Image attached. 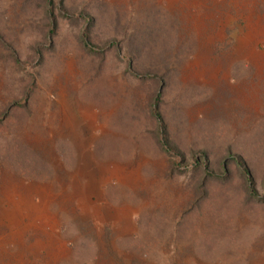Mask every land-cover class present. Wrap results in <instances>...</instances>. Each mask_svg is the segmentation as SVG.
<instances>
[{"label":"rangeland","instance_id":"rangeland-1","mask_svg":"<svg viewBox=\"0 0 264 264\" xmlns=\"http://www.w3.org/2000/svg\"><path fill=\"white\" fill-rule=\"evenodd\" d=\"M52 2L0 0V264H264V0Z\"/></svg>","mask_w":264,"mask_h":264},{"label":"trees","instance_id":"trees-1","mask_svg":"<svg viewBox=\"0 0 264 264\" xmlns=\"http://www.w3.org/2000/svg\"><path fill=\"white\" fill-rule=\"evenodd\" d=\"M44 2H45V15H46L45 18L48 20L49 28L51 29L49 34L51 35L53 33L52 31H54L52 27L54 26V23L56 21L57 14L62 15V13H65L67 15V13L64 12L62 6L60 7L59 5L55 6L52 0H44ZM87 35L88 34H86V32L82 34L80 40L81 43H83V45L86 48H89L90 42L88 40ZM159 97H160V92L159 90H157V92L153 96V101L151 103V109H150L151 116L155 120L157 125L156 131L159 137V142L166 153L173 155L179 159H183L182 152L179 151L176 145L172 144V142L169 140L167 129L164 125V119L159 111ZM202 152H203L202 156L204 158L207 155V152L206 151H202ZM193 160H194L193 162L195 164V168L201 169L202 178L199 180L200 184H204L208 179L214 176L212 174V170L210 169V166H207L205 162L201 161L200 157L193 158ZM233 162L238 168L240 175L243 176V178L245 179L249 196L255 195L254 194L255 191L253 189V176H252L253 174L250 167L240 157L234 158ZM219 166L222 167V169L220 170V175L215 174L216 175L215 177L216 179L219 180H226L227 176L225 175V173L227 171L225 169L224 162L222 165Z\"/></svg>","mask_w":264,"mask_h":264},{"label":"bare ground","instance_id":"bare-ground-1","mask_svg":"<svg viewBox=\"0 0 264 264\" xmlns=\"http://www.w3.org/2000/svg\"><path fill=\"white\" fill-rule=\"evenodd\" d=\"M38 208H39V206H38ZM42 211H44L43 209H42ZM44 214V213H43ZM42 216V215H41ZM40 220V219H39Z\"/></svg>","mask_w":264,"mask_h":264}]
</instances>
